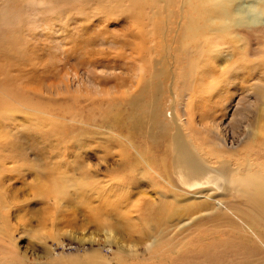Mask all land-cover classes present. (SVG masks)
<instances>
[{
	"label": "rangeland",
	"instance_id": "374dc122",
	"mask_svg": "<svg viewBox=\"0 0 264 264\" xmlns=\"http://www.w3.org/2000/svg\"><path fill=\"white\" fill-rule=\"evenodd\" d=\"M201 1L0 0V264H264L263 193L167 177L176 111L264 190V31Z\"/></svg>",
	"mask_w": 264,
	"mask_h": 264
},
{
	"label": "bare ground",
	"instance_id": "6f19581e",
	"mask_svg": "<svg viewBox=\"0 0 264 264\" xmlns=\"http://www.w3.org/2000/svg\"><path fill=\"white\" fill-rule=\"evenodd\" d=\"M230 2L234 6L223 8L227 10L226 13H223L222 15L223 18H226L228 15L231 14V12L241 10L240 8L241 5L252 4L254 0H230ZM209 3L210 2H208L207 0H202L199 6L202 7L203 5L204 11H207L205 8H208V7H205V5L206 4L209 5ZM192 31H193L192 29H188V32H192ZM219 31L223 32L222 30H219ZM190 80H191V77H190ZM189 83L190 82H188V84ZM261 105L262 107H261V110H259L260 112L259 113H257L256 111L255 112L259 115V118L256 119L258 122V125L260 124L258 126V132L264 134V103ZM179 116L176 113V111L173 112L172 117H173V122L176 126V129H175L174 134L171 135L172 136L171 138H172V144H173L174 150L176 152L175 157H174L176 158V161L175 162L173 161L171 165L169 166V171H168L169 174L167 175V177L169 176L170 178H171V175L173 176L176 175L177 181L181 184V187L177 188L179 191L186 192L188 190L189 191L195 190V189L199 190L202 188L203 185H207L209 184V182H211V184H215L216 188H219L221 191L227 194H228V191L231 190L232 186L234 187V185H239V186L242 185L244 187L245 185L249 184V186L251 185L254 188V191L257 192V194L263 193L264 195V190L261 189L260 187L261 182L259 180H254L250 176L238 179L236 181L233 180L232 176L230 177L231 171L229 169L230 163L228 161L226 160L221 161L220 165L216 168L215 167L211 168L210 166H208L210 165V163L203 161L202 158L198 156L197 152L195 151V149L197 148L193 147L190 144L191 142H189L188 137H186L185 133L183 132V128H182L183 123H182V119L179 118ZM254 116L256 117V115ZM190 158H196L195 165L192 167H187L189 165L186 164L187 165L186 167H182L184 165L181 164V162L184 163L186 160ZM185 172H191V173L189 174V176L183 177V174ZM247 180H250L252 182H247ZM170 186L174 187V185L172 184H170ZM175 187L177 186L175 185ZM182 200H183L182 202L184 203L190 201L185 198ZM218 203H220V201H218ZM190 207L191 205H188L187 210H189ZM181 211H183L182 208L178 206L172 209L169 215H167V217L172 219L174 215H177V213ZM117 259H119L121 262L120 258H117ZM120 262H117V263L119 264ZM71 264H106V261L100 255L95 254L94 256H86L82 259H73L71 261Z\"/></svg>",
	"mask_w": 264,
	"mask_h": 264
},
{
	"label": "clouds",
	"instance_id": "9594fccd",
	"mask_svg": "<svg viewBox=\"0 0 264 264\" xmlns=\"http://www.w3.org/2000/svg\"><path fill=\"white\" fill-rule=\"evenodd\" d=\"M218 9L233 7L230 0H214ZM241 10L231 12L226 18L214 21L215 26L226 35L240 31H264V0H254L252 4L241 5Z\"/></svg>",
	"mask_w": 264,
	"mask_h": 264
}]
</instances>
